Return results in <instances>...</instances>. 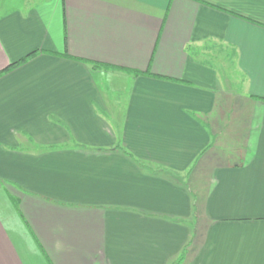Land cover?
<instances>
[{"label": "crops", "instance_id": "0c3cea01", "mask_svg": "<svg viewBox=\"0 0 264 264\" xmlns=\"http://www.w3.org/2000/svg\"><path fill=\"white\" fill-rule=\"evenodd\" d=\"M0 264H264V0H1Z\"/></svg>", "mask_w": 264, "mask_h": 264}, {"label": "rangeland", "instance_id": "374dc122", "mask_svg": "<svg viewBox=\"0 0 264 264\" xmlns=\"http://www.w3.org/2000/svg\"><path fill=\"white\" fill-rule=\"evenodd\" d=\"M228 95L231 96L233 94L228 93ZM238 100L240 101L242 98H239V96H234L232 99H230L229 104L233 106L234 111L237 110V112L241 113V118H239V120L235 119L231 121L230 126L227 128L226 125L222 127V136L217 137L215 141V147L212 150L213 155L211 158L214 160H236L243 155V146H241V143L238 142V140L240 136L244 135V132L243 134L241 133L242 125L244 126L243 129L247 125L245 116L246 107L240 106L242 109H238L239 106L236 105ZM224 105L227 107L226 103ZM231 105H228V109L231 107Z\"/></svg>", "mask_w": 264, "mask_h": 264}, {"label": "trees", "instance_id": "16d2710c", "mask_svg": "<svg viewBox=\"0 0 264 264\" xmlns=\"http://www.w3.org/2000/svg\"><path fill=\"white\" fill-rule=\"evenodd\" d=\"M24 60H25V58H23L22 60H20V62H22V61H24ZM16 63H19V62H16ZM12 65H14V64H12ZM7 69H9V67L6 68V69H4V71L7 70Z\"/></svg>", "mask_w": 264, "mask_h": 264}]
</instances>
